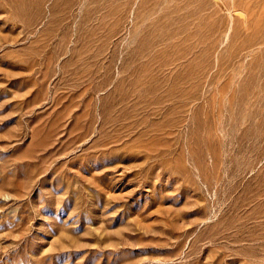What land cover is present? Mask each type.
<instances>
[{"label": "rangeland", "instance_id": "374dc122", "mask_svg": "<svg viewBox=\"0 0 264 264\" xmlns=\"http://www.w3.org/2000/svg\"><path fill=\"white\" fill-rule=\"evenodd\" d=\"M0 264H264V0H0Z\"/></svg>", "mask_w": 264, "mask_h": 264}, {"label": "bare ground", "instance_id": "6f19581e", "mask_svg": "<svg viewBox=\"0 0 264 264\" xmlns=\"http://www.w3.org/2000/svg\"><path fill=\"white\" fill-rule=\"evenodd\" d=\"M230 11H232V10H230ZM236 13V12H235ZM232 16V15H231ZM240 16V15H239Z\"/></svg>", "mask_w": 264, "mask_h": 264}]
</instances>
